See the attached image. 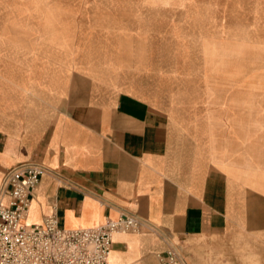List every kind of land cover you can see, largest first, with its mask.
Returning a JSON list of instances; mask_svg holds the SVG:
<instances>
[{
	"label": "crops",
	"instance_id": "obj_1",
	"mask_svg": "<svg viewBox=\"0 0 264 264\" xmlns=\"http://www.w3.org/2000/svg\"><path fill=\"white\" fill-rule=\"evenodd\" d=\"M17 4L0 1V184L20 163L47 168L26 222L130 213L143 223L114 235L111 264H162L174 246L182 264H264V97L235 96L258 83L206 81L202 35L189 45L176 13L166 29L113 4Z\"/></svg>",
	"mask_w": 264,
	"mask_h": 264
},
{
	"label": "rangeland",
	"instance_id": "obj_2",
	"mask_svg": "<svg viewBox=\"0 0 264 264\" xmlns=\"http://www.w3.org/2000/svg\"><path fill=\"white\" fill-rule=\"evenodd\" d=\"M5 1V0H0ZM21 8L24 5L29 11L30 2L34 5L45 0H17ZM60 3L65 0H48ZM97 2L100 5H114L116 17L138 18L145 24L150 13L156 12L163 19V28L170 26V13H176L178 34L191 46L200 45L203 59L204 79L206 81H242L258 83L259 92L243 90L235 96L250 98L264 97V0H70ZM162 3L157 7L176 6L178 9L150 10L149 6ZM105 7V6H104ZM25 10H18L22 16ZM44 16H58L47 11ZM166 29L164 32H166ZM209 34L210 36H206ZM215 39V40H214ZM217 40V41H216ZM221 40V41H218ZM180 41H183L180 38ZM187 45L180 43V58L187 57ZM225 58V69L223 60ZM205 244L203 253L206 260L213 259L214 253L210 245ZM242 250L248 253V261L252 259L254 249ZM185 261L190 263L186 254L181 252Z\"/></svg>",
	"mask_w": 264,
	"mask_h": 264
},
{
	"label": "built area",
	"instance_id": "obj_3",
	"mask_svg": "<svg viewBox=\"0 0 264 264\" xmlns=\"http://www.w3.org/2000/svg\"><path fill=\"white\" fill-rule=\"evenodd\" d=\"M47 168L39 162L11 167L0 184V264H111L114 235L137 231L143 220L123 213L94 227H61L55 213L40 224L26 219ZM9 197L6 201L5 198ZM162 264H182L176 246L160 255Z\"/></svg>",
	"mask_w": 264,
	"mask_h": 264
},
{
	"label": "bare ground",
	"instance_id": "obj_4",
	"mask_svg": "<svg viewBox=\"0 0 264 264\" xmlns=\"http://www.w3.org/2000/svg\"><path fill=\"white\" fill-rule=\"evenodd\" d=\"M31 205H32V204H31ZM30 208H31V207H30ZM29 213H30V210H29ZM29 213H28V217H29ZM28 217H27L26 221H27L28 223H30Z\"/></svg>",
	"mask_w": 264,
	"mask_h": 264
}]
</instances>
